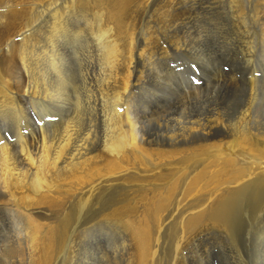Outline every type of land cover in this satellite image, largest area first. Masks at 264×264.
Segmentation results:
<instances>
[{"label":"bare ground","instance_id":"1","mask_svg":"<svg viewBox=\"0 0 264 264\" xmlns=\"http://www.w3.org/2000/svg\"><path fill=\"white\" fill-rule=\"evenodd\" d=\"M221 5L0 0V264H74L81 249L99 251L103 225L127 234L125 264H210L214 254L190 241L215 228L231 231L245 199L264 206V94L257 86L247 102L252 109L260 101L257 114L243 107L231 127L223 113L180 121L185 103L171 110L173 95L199 91L185 60L205 80L220 74L207 54L222 50ZM248 39L243 63L264 73V37L260 52ZM169 122L179 129L167 131ZM85 227L92 234L80 238ZM255 238L248 260L264 264V232ZM233 261L244 263L243 254Z\"/></svg>","mask_w":264,"mask_h":264},{"label":"rangeland","instance_id":"2","mask_svg":"<svg viewBox=\"0 0 264 264\" xmlns=\"http://www.w3.org/2000/svg\"><path fill=\"white\" fill-rule=\"evenodd\" d=\"M221 1V3H222V5H221V11H220V17L222 18V20H227V22L226 21H221L222 22V24H224L225 25V27H224V29H223V35H222V37L219 39V42H220V49H222L221 50V53H219V55L218 56H215L214 58H213V55H210V53H208L207 55V57H208V61H209V63H210V66H211V69L213 70H216L217 69V71H219L220 72V76L218 75V74H215V76H211L210 78L212 79L213 78V81H210L211 79H209V77H207L206 78V80L203 78V72L201 71V69H200V67H198V65L196 66L195 64H191V62H189V60H185V66H188V64H189V67H191L192 66V69H193V72L196 74V76L198 77L197 78V80H194V82L195 83H197V84H193L194 86H197L198 87V90L199 91H201V92H199V91H197L196 93H195V95H193V93L192 94H190V95H188V96H185V97H183V96H181V95H173L169 100H171V102H170V105L171 104H173V105H171V110L175 107V108H177L178 107V109L175 111V112H180L181 111V109H180V107L179 106H181V105H183L184 103H185V105L187 106V110H186V115L184 114V116H181V118H180V121H183V117H187L188 115L191 117V116H194L195 115V113L197 112V113H207V111L208 112H210V110L212 111V112H218V114L220 113H223V114H221V116L223 117V118H221L220 117V119H222L224 122H226L225 124L226 125H228L229 123V127H231V125L235 122V120L237 119V115L239 114V111H241L242 109H243V107L245 108V109H251V106L249 105H247V102H248V104H250V102H251V89H253L255 86H257V87H255L254 89H255V92H257L258 93V91H259V97L262 95V94H264V90H263V88H264V79L262 78V77H264V73L261 71V70H258V71H256V72H254L252 69H254V68H252L253 66H255L253 63H252V65L250 66V69H249V67L245 64L244 65V63H245V58H247V56H246V54L243 52L244 51V46L246 45L245 43H244V40H243V38L244 37H247V38H249L248 39V41H247V45H249L250 46V48L252 49V51H254L253 49H256L255 51L256 52H260V50H261V48H262V38L264 37V22H262V21H264L263 20V18H264V12H263V8H262V5L261 4H259V0L257 1V2H255V0H236L237 1V3H238V5L239 6H237V3H231L230 4V1L229 0H220ZM260 1H262V2H264V0H260ZM228 2V3H227ZM257 3V4H256ZM256 4V5H255ZM229 5V6H228ZM228 6V7H227ZM236 6V7H235ZM258 6V7H257ZM259 6H260V8H259ZM226 7V8H225ZM239 7V8H238ZM251 7V8H250ZM231 8V11L229 10ZM251 9V11H250V9ZM259 8V9H258ZM262 8V9H261ZM223 9V10H222ZM239 10V12H240V10H241V14H242V16H241V19L242 20H240V21H236V20H238V19H236L235 18V11L236 10ZM249 9V10H248ZM252 9H253V11H252ZM258 11H256V10ZM237 10V11H238ZM244 10V11H243ZM246 10V11H245ZM255 10V11H254ZM262 10V11H261ZM225 11V12H224ZM249 11H250V13H249ZM259 11H261V12H259ZM238 12V15L240 14ZM254 12V14H251V13H253ZM257 12V13H256ZM222 13H224V14H222ZM227 13V14H226ZM245 13V14H244ZM258 14V15H256V14ZM231 16H230V15ZM262 15V16H260V15ZM227 15V16H226ZM244 15V16H243ZM245 15H246V17H245ZM255 15L257 16V17H255ZM252 16V17H251ZM243 17V18H242ZM250 17H251V20H250ZM260 17H262V18H260ZM223 18H225V19H223ZM231 18V19H230ZM235 18V19H234ZM247 18V19H246ZM253 18H256V19H254L253 20ZM246 19V20H245ZM244 20V21H243ZM258 20L260 21V23L258 22ZM232 21V22H231ZM244 23H243V22ZM246 21H248V22H246ZM251 21H254V22H251ZM256 21V22H255ZM233 22H235V23H233ZM240 22H242V23H240ZM225 23H230V24H232V25H230V24H225ZM245 23H246V25H248V26H246L245 25ZM262 23V24H261ZM256 24H257V26H256ZM259 24H260V26H259ZM227 25V26H226ZM240 25H242V27L244 28H242ZM239 26V27H238ZM250 26V27H249ZM257 28H256V27ZM263 28H262V27ZM154 27V26H153ZM156 27V26H155ZM154 27V28H155ZM230 28V30H227V28ZM245 27H246V29H245ZM228 28V29H229ZM259 28V29H258ZM261 28V29H260ZM239 29V30H238ZM258 29V30H257ZM238 30V31H237ZM242 30H246V32H248V34L246 33V32H242ZM247 30H249V31H247ZM262 30V32H260ZM241 31V32H240ZM250 32V33H249ZM233 33V34H232ZM243 33V34H242ZM245 33V34H244ZM260 33H262L263 35H261ZM235 34V35H234ZM248 36H247V35ZM252 36H254V37H252ZM241 35V36H240ZM242 35L244 36V37H242ZM251 36V38H250V36ZM242 37V38H241ZM256 37H258V38H256ZM230 38V39H229ZM234 38V39H233ZM236 38V39H235ZM226 41H225V40ZM233 39V40H232ZM258 39H260V40H258ZM235 40V42H233ZM253 40H255V41H253ZM223 41V42H222ZM228 41V42H227ZM231 41H232V43H231ZM238 43H237V42ZM260 41H261V43H260ZM230 42V43H229ZM259 42V43H258ZM238 45H237V44ZM259 45H258V44ZM224 46H223V45ZM234 44V45H233ZM252 44H254V46L252 45ZM252 45V46H251ZM237 46V47H236ZM240 47V48H239ZM253 47H255V48H253ZM257 47H259V49L257 48ZM232 48V49H231ZM237 48H239V49H237ZM233 51V54H232V51ZM241 52V54H240V52ZM259 50V51H258ZM223 51V52H222ZM231 51V52H230ZM236 51V52H235ZM238 51V52H237ZM225 53H227V54H225ZM228 54H230L231 55V57H230V55H228ZM221 55V56H220ZM225 56L227 57V58H225ZM244 56V57H243ZM217 58V59H216ZM238 58V59H237ZM211 59H213V60H211ZM242 59V60H241ZM217 60V61H216ZM224 60V61H223ZM225 60H226V62H225ZM211 61V62H210ZM214 61V62H213ZM242 61V62H241ZM221 64H220V63ZM223 62H225V64H223ZM244 62V63H243ZM214 63V64H213ZM237 63H239V65L237 64ZM233 64V65H232ZM215 65V66H214ZM217 66V67H216ZM213 67H215V68H213ZM242 67V68H241ZM235 68V69H234ZM247 70H246V69ZM199 69V70H198ZM213 70V71H214ZM223 72H222V71ZM231 70H232V72H231ZM241 70H243V71H241ZM253 73H251L250 71ZM260 72V73H259ZM234 73V74H233ZM222 74V75H221ZM224 74H226V75H224ZM255 74H256V77H255ZM259 74V75H258ZM251 75V76H250ZM252 75H253V78H252ZM210 76V75H209ZM231 76V77H230ZM215 77V78H214ZM193 78V77H192ZM219 78V79H218ZM229 78H231V79H229ZM233 78V79H232ZM255 78V79H254ZM260 78H261V80H260ZM209 79V80H208ZM223 79V80H222ZM225 79V80H224ZM254 79V80H253ZM260 81H259V80ZM208 80V81H207ZM216 81H218V83L216 82ZM220 81V82H219ZM227 81V82H226ZM253 81V83L252 84H250L251 82ZM257 81V82H256ZM209 82V83H208ZM226 82V83H225ZM210 83H212V84H210ZM220 83V84H219ZM256 83H258V84H256ZM260 83V84H259ZM262 83V84H261ZM255 86H254V85ZM232 85V86H231ZM259 85V86H258ZM261 85V86H260ZM204 86L206 87V88H204ZM208 86V87H207ZM202 87V88H201ZM240 87V88H239ZM250 87V88H249ZM259 87H261V88H259ZM199 88H201V89H199ZM204 88V89H203ZM207 88H208V90H207ZM231 88H232V90H231ZM244 88V89H243ZM247 88V90H245ZM257 88H259V89H257ZM203 89V90H202ZM209 89H211L212 90V92H211V90H209ZM216 89H217V91H216ZM228 89V90H227ZM242 89V90H241ZM250 89V90H249ZM231 90V91H230ZM226 91V92H225ZM243 91V92H242ZM250 91V92H249ZM241 93V95L243 96V98H242V96L241 95H239V93ZM250 94H248V93ZM231 93V94H230ZM244 93V94H243ZM199 94V95H198ZM212 94V95H211ZM223 94H224V97H223ZM216 95H219V96H216ZM179 96H181V97H179ZM201 97V98H199V97ZM206 96V97H205ZM210 96V98H208ZM215 96V97H214ZM222 96V97H221ZM178 97V98H177ZM223 99H221V98ZM227 97V98H226ZM239 97H241V98H239ZM248 97V99H247V101H246V98ZM250 97V98H249ZM194 98V99H193ZM199 98V99H198ZM236 98V99H235ZM261 98V97H260ZM185 99V100H184ZM193 99V100H192ZM250 99V100H249ZM259 99V98H258ZM178 100V101H177ZM205 100V101H204ZM222 100V101H221ZM225 100V101H224ZM249 100V101H248ZM172 101H174V103L172 102ZM177 103H176V102ZM201 101V102H200ZM213 101V102H212ZM215 101V102H214ZM219 102V104H218V102ZM225 102V103H224ZM234 102V103H233ZM260 102V101H259ZM258 102V103H259ZM206 103V104H205ZM257 103V102H256ZM255 103V104H256ZM258 103L256 104V107H255V104L253 105L254 107H252V109H251V111H252V113L254 114V115H256L257 113V110L256 109H258L257 107H258ZM199 104V105H198ZM175 105V106H174ZM238 105L240 106V107H238ZM245 105V106H244ZM200 106H201V109H200ZM213 106V107H212ZM174 108V109H175ZM223 110H222V109ZM225 108V109H224ZM198 109V110H197ZM216 109V110H215ZM180 110V111H179ZM200 110V111H199ZM218 110V111H217ZM225 110V111H224ZM230 110V111H229ZM233 110V111H232ZM195 112V113H194ZM227 114H226V113ZM231 112V113H230ZM237 112V113H236ZM193 113V114H192ZM256 113V114H255ZM231 114V115H230ZM227 115V116H226ZM234 115V116H233ZM230 116V117H229ZM231 116L233 117V118H231ZM236 116V117H235ZM239 116V115H238ZM228 117H229V119H228ZM173 118V117H172ZM172 118H168V119H172ZM233 119L232 121L233 122H231V119ZM229 121H228V120ZM172 122H169L168 124H167V131L170 129V128H172V127H175L176 129H179L178 127L179 126H177L176 127V122H173L172 124H171ZM170 126V127H169ZM163 130H164V128H163ZM242 203H244V204H242ZM241 203V205H239L237 208H239L238 209V214H236V219L234 220L235 222H234V225L232 226V230L231 231H226V230H223V229H219V228H215V229H212L210 232H208L207 233V235H203V236H200V237H197L196 239H194V241H196V243L194 242V241H190V245L192 246V247H197L198 245V248L200 247L201 249H207V250H209L210 252H212V254H214V258H213V261H211V263L210 264H232V262H234L233 261V256L237 253V251L239 252H241L242 254H243V258L245 259V261H244V263H242V264H250L252 261H253V252L251 251L254 247H256L255 245H254V241L256 240V236H257V234L258 233H260V232H264V214H262V216H260V214L263 212L264 213V206L263 207H261V205L260 204H258L256 201H254V200H252V202H251V200L249 199V201H248V199H245L243 202ZM247 204H248V206H247ZM252 204H253V206H252ZM257 204V205H256ZM256 207H255V206ZM257 206H260L259 208H257ZM243 207H245V208H243ZM247 208H249V209H247ZM257 208V209H256ZM249 210V211H247V210ZM255 209H256V211H255ZM244 212H243V211ZM261 210H262V212H261ZM247 211V212H246ZM253 212H254V215H253ZM260 212V213H259ZM252 213V214H251ZM259 213V214H258ZM242 214V215H241ZM255 214H257L256 216H255ZM241 215V216H240ZM245 215V216H244ZM240 218H239V217ZM250 216V217H249ZM261 218H260V217ZM242 217V218H241ZM249 217V218H248ZM253 217H256L257 219H254ZM237 218H238V220H237ZM245 218H247V221H251L252 223H250V222H247L246 221V219H245V222H244V219ZM239 220H241V221H239ZM254 221V222H253ZM257 221V222H256ZM238 222V223H237ZM240 222V223H239ZM245 223V224H244ZM253 223H254V225H253ZM251 225H252V227H251ZM115 226L116 225H112V226H107V225H103V230H102V232H100L99 234H96V237L95 238H97V240H96V243L97 244H99L100 245V248H98L99 249V251L98 250H96L95 252H93V251H90V250H86V253H85V249H81L80 250V252L81 253H79V256L80 257H82L83 259H81L78 255H77V258H76V260L77 259H79V260H75V262H74V264H90L91 262H93V263H91V264H112V263H114V264H125V262L127 261V256H128V246L126 245V246H123V242H125V240L124 239H126V242H125V244L127 243V240H128V236H127V234L126 233H124V231L120 228V227H118V226H116V230L115 229H112V228H115ZM237 226H239V227H237ZM253 226H254V228H253ZM262 226V227H261ZM18 229L20 228V229H22V230H25V226L23 225V224H18L17 226H16ZM22 227H24V228H22ZM105 227H107V229L108 230H106L105 229ZM236 227V228H235ZM260 227V228H259ZM97 228H99V227H95L94 226V230H96ZM248 228V229H247ZM84 229H86V227L85 228H81V229H79L78 231H77V234H78V236L81 238L82 236H83V234H86V233H88L87 235H90L91 236V231H89V230H84ZM245 229V231L243 232V230ZM258 229V230H257ZM81 230H82V232H81ZM94 230H92V231H94ZM105 230V231H104ZM122 230V231H121ZM220 230H221V232H220ZM239 230V231H238ZM85 231V232H84ZM88 231V232H87ZM107 231V232H106ZM115 231V232H114ZM119 231V232H118ZM80 232V233H79ZM116 232H118V233H116ZM121 232V233H120ZM123 232V233H122ZM216 232H218V233H216ZM226 232V233H225ZM243 232V233H242ZM82 233V234H81ZM211 233V234H210ZM233 233H235V234H233ZM23 234H24V232H23ZM80 234V235H79ZM93 234H95V233H93ZM102 234V235H101ZM214 234V235H213ZM232 234V235H231ZM101 235V236H100ZM120 235H122V236H120ZM168 237L169 235H167V234H164V238L166 237V236ZM233 235H235V236H233ZM98 236V237H97ZM244 236V237H243ZM250 236V237H249ZM122 237H123V241H122ZM167 237H166V239H167ZM210 237H212V239L210 238ZM234 237H235V245H234V240H231V239H234ZM247 237V238H246ZM82 238H84V237H82ZM118 238H120V239H118ZM244 238V239H243ZM246 238V239H245ZM86 239L87 240H89L90 239V237L89 236H87L86 237ZM210 239V240H209ZM214 239V240H213ZM251 239V240H250ZM253 239V240H252ZM121 240V241H120ZM243 240V241H242ZM98 241V242H97ZM118 241H120V242H118ZM164 241V245L165 246H169L170 245V241H169V239L167 240V241H165V240H163ZM205 241V242H204ZM213 241H214V243H213ZM245 241V242H244ZM248 241V242H247ZM100 242V243H99ZM102 242V243H101ZM121 242H122V245H121ZM201 242V243H200ZM219 242V243H218ZM230 242V243H229ZM236 242H237V244H236ZM247 242V243H246ZM207 243V244H206ZM238 243H239V245H238ZM241 243H243L242 245H241ZM124 244V245H125ZM195 244V245H194ZM203 244V245H202ZM248 244V245H247ZM251 244H253V245H251ZM201 245V246H200ZM207 245V246H206ZM238 246V247H237ZM242 246H243V248H242ZM249 248H248V247ZM246 247V248H245ZM253 247V248H252ZM119 248V249H118ZM122 248V249H121ZM126 248H127V250H126ZM231 248V249H230ZM237 248H238V250H237ZM241 248V249H240ZM252 248V249H251ZM126 250L127 251V253H126V251H124V250ZM223 249V250H222ZM84 250V251H83ZM117 250V251H116ZM244 250H245V252H244ZM247 251V252H246ZM88 252V253H87ZM90 252V253H89ZM119 252V253H118ZM123 252H125V253H123ZM222 252L224 253L225 252V254L223 255L222 254ZM244 252V253H243ZM252 252V253H251ZM95 253H96V255H95ZM83 254H85L87 257H88V259H87V257H85V255H82ZM98 254V255H97ZM121 254V255H120ZM127 254V255H126ZM229 254V255H228ZM116 255V256H115ZM125 255V256H124ZM92 256H93V259H92ZM96 256V257H95ZM252 256V257H251ZM79 257V258H78ZM91 257V258H90ZM107 257V258H106ZM111 257H115L114 258V260H113V258L111 259ZM120 257H123L122 258V261H120L121 260V258ZM223 257H225V258H223ZM119 259V262H117L118 260L117 259ZM250 258H251V260H250ZM87 259V260H86ZM251 261H249V260ZM84 262H83V261ZM86 260V261H85ZM113 260V261H112ZM126 260V261H125ZM228 260V261H227ZM97 261V262H96ZM116 261V262H115ZM78 262V263H77ZM110 262V263H109ZM246 262V263H245Z\"/></svg>","mask_w":264,"mask_h":264}]
</instances>
